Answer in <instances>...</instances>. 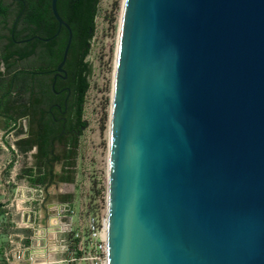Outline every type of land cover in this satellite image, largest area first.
Instances as JSON below:
<instances>
[{"label": "water", "instance_id": "water-1", "mask_svg": "<svg viewBox=\"0 0 264 264\" xmlns=\"http://www.w3.org/2000/svg\"><path fill=\"white\" fill-rule=\"evenodd\" d=\"M107 264H264V0L124 1Z\"/></svg>", "mask_w": 264, "mask_h": 264}, {"label": "trees", "instance_id": "trees-1", "mask_svg": "<svg viewBox=\"0 0 264 264\" xmlns=\"http://www.w3.org/2000/svg\"><path fill=\"white\" fill-rule=\"evenodd\" d=\"M97 3L98 0H58V11L73 31V41L64 67L68 80L63 82L59 79L56 84V90L68 87L71 91L67 130L75 125L85 126L82 115L90 73L86 58L94 35ZM58 28L51 12V0H0V92L4 93L1 114L8 116L10 110L17 109L18 117L30 115L32 104L39 97L43 99L42 112H47L46 106L50 96H53L51 76L62 60L68 33L62 28L49 42L34 37L50 38ZM28 39L32 40L26 42ZM10 82H13L15 93L11 107L8 100ZM59 132L60 128L50 135L52 137ZM50 135L43 138L45 143ZM76 142L77 138L75 146ZM28 150L30 146L24 152ZM39 156L45 158L47 151L42 149ZM42 167L43 164H38L37 170L40 172ZM24 175L32 186L47 183L46 175L34 177L32 169L25 170ZM64 199L69 200L70 197Z\"/></svg>", "mask_w": 264, "mask_h": 264}, {"label": "rangeland", "instance_id": "rangeland-1", "mask_svg": "<svg viewBox=\"0 0 264 264\" xmlns=\"http://www.w3.org/2000/svg\"><path fill=\"white\" fill-rule=\"evenodd\" d=\"M124 0H98L95 16V30L90 42V51L86 58L90 66L88 76L89 90L85 96L82 119L84 128L78 133L74 156V181L71 185H50L54 195L45 199L44 190L37 195L36 205L38 209L37 222L27 234L26 245L43 246L44 242H38L37 237L43 228L50 229L51 239L55 238L54 248L51 255L54 261L83 258L84 260L69 261L66 264H101L104 260L102 250L98 243L91 242L85 233L84 250L77 249L76 238H66L62 232H56L53 221L48 225L44 204L48 201H56L61 195L70 197L74 202L73 228H76L81 217V209H86L89 214L97 217H106L108 207V171H109V148L110 126L113 102L114 72L116 63L118 33L123 12ZM2 68V67H1ZM12 161L10 168L21 167L22 169L32 162L28 156L17 158L9 157ZM18 161V162H17ZM57 169L59 165L55 166ZM24 180V179H23ZM14 190L10 191L12 198ZM60 193V194H59ZM41 202L43 203L41 205ZM70 219H63L61 224H68ZM63 225V228H64ZM66 229V227H65ZM60 230V229H59ZM63 231V229L61 230ZM75 233L74 231L72 234ZM36 234V236H35ZM38 234V235H37ZM52 234L54 235L52 237ZM40 244V245H39ZM33 259L35 257L33 255ZM0 264H6L0 259Z\"/></svg>", "mask_w": 264, "mask_h": 264}, {"label": "flooded vegetation", "instance_id": "flooded-vegetation-1", "mask_svg": "<svg viewBox=\"0 0 264 264\" xmlns=\"http://www.w3.org/2000/svg\"><path fill=\"white\" fill-rule=\"evenodd\" d=\"M56 72L51 76V91L53 96H50V101L46 106L47 112H42V97H39L37 101H34L31 107V114L18 117L16 111L10 110L8 117L10 120V127L8 134L11 137L9 143V151L14 154L19 152L21 157L28 156L30 152L33 158V162L38 164H45L46 170H48L47 185L56 182L58 180H68L73 174V163L76 147L74 141L78 137V133L84 128L75 125L74 128L67 130L70 119L68 116L69 101L71 97V91L68 87H63L60 90H56V84L59 79L63 82L68 80L67 74H61L57 77L55 82V88L52 89V83ZM13 82H10L8 90L9 106H12V96L15 95L12 87ZM21 111V109H18ZM59 111V114L57 112ZM60 132L51 137V132L58 130ZM50 139L45 143L44 137L49 136ZM30 146V150L25 151ZM47 151V156L42 158L39 156L41 150ZM18 154V153H17ZM55 164L61 166L60 171L55 170ZM60 194V193H59ZM66 198L65 195H61L58 199ZM70 206L67 207L69 209Z\"/></svg>", "mask_w": 264, "mask_h": 264}, {"label": "built area", "instance_id": "built-area-1", "mask_svg": "<svg viewBox=\"0 0 264 264\" xmlns=\"http://www.w3.org/2000/svg\"><path fill=\"white\" fill-rule=\"evenodd\" d=\"M18 162V161H17ZM21 168V167H20ZM19 167L13 168L9 177V185L13 187L14 193L12 198L8 197V206L10 209V216L6 217L0 230H5L8 235V246L4 250V258L7 264H34L33 259V248L34 245H26V241L29 238L27 234L23 235L22 231L25 228L34 229L37 222V213L35 210L26 208V203L35 198L34 190L29 187L24 180L18 179ZM21 208L20 211L18 209ZM24 210L27 212L24 213ZM20 214V218L16 217ZM27 214H29L27 216ZM60 214V213H59ZM73 209H67L61 211L59 215V221L63 219H70L69 223L64 225L66 238L63 240L65 243L69 242V238L73 237L77 240V249L84 250L85 233L91 242L95 241L98 243L99 248L102 250L104 260L101 264H107V215L106 217H97L89 214L86 209H81V217L76 228H73ZM66 227V229H65ZM75 232L72 234V232ZM38 235V234H37ZM36 236V234H35ZM36 250V246H35ZM84 260L83 258L62 260L61 264H66L69 261Z\"/></svg>", "mask_w": 264, "mask_h": 264}, {"label": "crops", "instance_id": "crops-1", "mask_svg": "<svg viewBox=\"0 0 264 264\" xmlns=\"http://www.w3.org/2000/svg\"><path fill=\"white\" fill-rule=\"evenodd\" d=\"M3 69V68H1ZM4 96V93L0 92V110H1V99ZM9 127H10V120L9 117L6 116L5 114H1L0 113V226H2V224L4 223L6 217L10 216V209L8 206V200L7 199L10 195V191L14 190L12 186L9 185V177H10V173L13 169L10 168V164L12 163L11 159L9 158L10 156L13 157L14 159L21 157V154L19 152H17L16 154H14L12 151H9V143L11 142L12 144V139L10 137V135L8 134L9 132ZM35 150H33L32 152H34ZM29 153V158L31 159V163L30 165L24 167L23 169L19 167L18 169V179L19 180H23L24 179V183H26L29 187H31L34 190V194H35V198L29 202L26 203V208L28 209L27 211H29L30 209H33L36 211L37 216H38V209L36 207V205H38L39 203L37 202V195L41 194L42 190H44V196L45 199L49 198L50 195H54V191L52 188H50V185L52 184H44L43 186L41 185H36V186H32L29 183L28 177L24 175L25 170L27 169H32L33 173L35 174L34 177H38V176H43L46 175L48 176V170H46L45 164H43V167L41 168V171L39 172L37 170V165L33 162V158L31 156V153ZM59 165V164H55ZM61 166L59 165V168L57 169L55 167L56 171H60ZM74 170V168H73ZM74 174V171H73ZM71 177V180H58L56 182H53L56 184L57 186L63 185L67 186V185H71V183L74 181V177ZM43 203L41 202V205ZM74 202H72V200H65V199H60V200H56V201H48L46 202V204H44L45 209H46V219H48V225L49 223H51L53 221V225L56 229L57 234L62 232L61 230L63 228V225L60 223L59 221V213L62 210H66V208L68 206H70V209H74ZM61 208V209H60ZM21 208L18 209V211H20ZM26 210H24V213L27 212ZM20 214H17L16 212V217L19 219ZM29 214H27L28 216ZM48 229V228H47ZM60 229V230H59ZM31 229L29 228H25L23 229L22 233L23 235L28 234L30 232ZM28 236V235H27ZM8 246V235L6 233L5 230H0V259L1 260H5L4 258V250L5 248ZM7 264V262H6Z\"/></svg>", "mask_w": 264, "mask_h": 264}, {"label": "bare ground", "instance_id": "bare-ground-1", "mask_svg": "<svg viewBox=\"0 0 264 264\" xmlns=\"http://www.w3.org/2000/svg\"><path fill=\"white\" fill-rule=\"evenodd\" d=\"M123 7H124V4H123ZM121 20H122V16H121ZM120 27H121V21H120V26H119L118 42H119ZM117 50H118V43H117ZM116 61H117V53H116ZM115 72H116V63H115ZM115 72H114V81H115ZM113 92H114V85H113ZM110 128H111V126H110ZM53 236L54 235L52 234V237ZM37 240L39 243H41L43 241L44 245L38 246V248H36V250L33 251V255L35 257L34 264H58V262H57L58 260L54 261L55 258H53V256L51 255L52 248H54V245H55V243H57L56 242L57 240L55 238L51 239L50 229L49 228L48 229L47 228L41 229V232L39 233ZM60 264H61V262H60Z\"/></svg>", "mask_w": 264, "mask_h": 264}]
</instances>
